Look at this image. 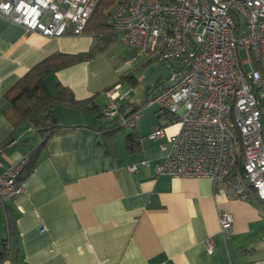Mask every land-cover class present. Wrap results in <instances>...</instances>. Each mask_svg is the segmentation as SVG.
Wrapping results in <instances>:
<instances>
[{
    "label": "crops",
    "instance_id": "1",
    "mask_svg": "<svg viewBox=\"0 0 264 264\" xmlns=\"http://www.w3.org/2000/svg\"><path fill=\"white\" fill-rule=\"evenodd\" d=\"M97 42V36L86 31L80 36L49 37L0 14V162L4 167L41 142V137L28 134L34 133L30 125L16 128L12 123L5 93L48 55L96 49L92 59L47 76L52 93L62 83L77 99L94 95L101 109L109 101L106 88L121 83L122 92L130 90L111 62L115 57L123 63L130 60L136 49L118 35L103 49L95 46ZM154 62L158 61L142 64ZM125 78L137 80L133 72ZM162 79L137 102L119 100L122 110L140 105ZM158 110V105L144 106L134 125L115 133L111 138L115 147L108 151L103 127L110 119L103 123L104 116L95 110L57 105L55 112L64 128L36 150L35 165L32 160L20 178L23 191L5 202L16 218L17 232L9 238V251L0 264H264V206L230 196L227 186L215 187L207 176L157 173L156 164L167 152L162 144H169L180 129L179 123H173L166 126L164 136L152 137ZM129 132L139 142L134 150L128 147ZM132 165L137 169L130 170ZM220 210L234 217L228 237L221 230ZM8 236L6 209L0 201V250ZM208 238L216 242L212 252Z\"/></svg>",
    "mask_w": 264,
    "mask_h": 264
},
{
    "label": "built area",
    "instance_id": "2",
    "mask_svg": "<svg viewBox=\"0 0 264 264\" xmlns=\"http://www.w3.org/2000/svg\"><path fill=\"white\" fill-rule=\"evenodd\" d=\"M98 2L0 0V14L49 37L80 36ZM107 23L136 49L125 66L155 60L171 69L148 101L159 107L152 137L164 136L167 125L180 124L169 144H162L167 152L156 164L157 173L207 176L235 198H246L253 189L264 204V0H121ZM121 86L106 91L109 101L101 112L132 126L142 110L124 118L119 100L130 90L122 92ZM31 163L29 153L5 167L0 162L4 206L23 191L20 178ZM219 219L222 232L230 236L232 213L220 210ZM206 245L212 252L216 242L208 238ZM4 246L8 252L10 242Z\"/></svg>",
    "mask_w": 264,
    "mask_h": 264
},
{
    "label": "trees",
    "instance_id": "3",
    "mask_svg": "<svg viewBox=\"0 0 264 264\" xmlns=\"http://www.w3.org/2000/svg\"><path fill=\"white\" fill-rule=\"evenodd\" d=\"M121 0H99L92 16L90 17L85 31L97 36L98 42L95 45L99 49L107 47L113 42L117 35L111 29L107 23V18L111 14L112 10L117 6ZM96 55V49L92 48L86 52L68 53V52H54L34 66H32L17 82H15L10 89L5 93V98L9 103V118L16 128L23 124L30 125L36 137H41V142L29 154L32 157L35 165L37 155L36 150L40 149L48 140V138L64 128V125L59 121L55 108L59 104H65L69 106H76L82 109H89L97 111L101 116H104L101 109L94 102V95L86 99H77L73 91L68 87L59 83L57 93H52L46 84V77L50 74H54L60 69L73 65L78 62L87 61L92 59ZM164 82V81H163ZM163 82H160L155 89H149L147 96L142 103L129 112H124L121 106V112H124V118H130L134 113L142 110L144 106L148 105V101L152 94L158 89ZM110 87L106 88L107 91ZM115 122V123H113ZM108 123L112 125L106 126ZM104 127L106 132V145L108 151L115 147L111 138L119 130H125L128 124L124 123L123 119L119 116L111 118ZM9 140H12L10 138ZM111 140V141H110ZM128 147L134 150L139 146L137 135L134 132L127 134ZM238 169L242 170L240 165ZM247 200L257 205L264 206L262 200L259 198L257 192L253 189L250 190L246 196ZM7 215V227L9 230V236L3 239L2 245L9 240L10 237L16 235V218L8 211L5 205ZM7 254V251L0 250V258L2 259Z\"/></svg>",
    "mask_w": 264,
    "mask_h": 264
},
{
    "label": "rangeland",
    "instance_id": "4",
    "mask_svg": "<svg viewBox=\"0 0 264 264\" xmlns=\"http://www.w3.org/2000/svg\"><path fill=\"white\" fill-rule=\"evenodd\" d=\"M115 48L117 47L113 46L112 51H114ZM133 57L134 54H131L129 56V58ZM240 57L242 60L247 59V53L244 48L240 49ZM111 63L112 65L114 64L116 70H119L120 78L122 77V79H124V88L130 89V93L128 95L129 97L127 96L124 101L137 102L141 100L145 95V90L147 88L153 85L161 77L166 80L167 76L171 73L170 67L167 64L161 62H154L149 65H144L142 64V62H137L132 66H125V61L123 63L120 59H117V57H115L114 63ZM131 72H133L135 77L137 78L135 82L125 80V75ZM108 119L110 118H107L105 116L101 117L103 123L106 122ZM28 134L30 136L34 135V133L32 132H29Z\"/></svg>",
    "mask_w": 264,
    "mask_h": 264
}]
</instances>
